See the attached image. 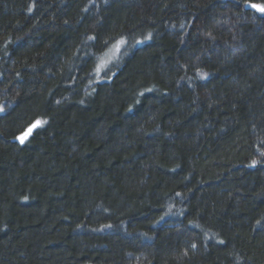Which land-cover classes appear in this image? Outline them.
<instances>
[{
    "label": "trees",
    "instance_id": "1",
    "mask_svg": "<svg viewBox=\"0 0 264 264\" xmlns=\"http://www.w3.org/2000/svg\"><path fill=\"white\" fill-rule=\"evenodd\" d=\"M251 3L0 0V264H264Z\"/></svg>",
    "mask_w": 264,
    "mask_h": 264
},
{
    "label": "snow or ice",
    "instance_id": "2",
    "mask_svg": "<svg viewBox=\"0 0 264 264\" xmlns=\"http://www.w3.org/2000/svg\"><path fill=\"white\" fill-rule=\"evenodd\" d=\"M249 6L255 8L257 11L264 13V3L261 4L251 3Z\"/></svg>",
    "mask_w": 264,
    "mask_h": 264
},
{
    "label": "rangeland",
    "instance_id": "3",
    "mask_svg": "<svg viewBox=\"0 0 264 264\" xmlns=\"http://www.w3.org/2000/svg\"><path fill=\"white\" fill-rule=\"evenodd\" d=\"M34 126H35V125H33V126L28 130V133H30V132L33 130Z\"/></svg>",
    "mask_w": 264,
    "mask_h": 264
}]
</instances>
